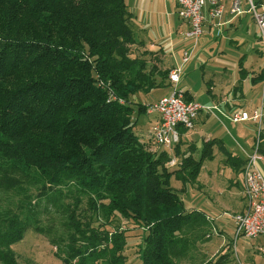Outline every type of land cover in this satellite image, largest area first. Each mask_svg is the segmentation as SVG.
Here are the masks:
<instances>
[{"label":"trees","instance_id":"trees-1","mask_svg":"<svg viewBox=\"0 0 264 264\" xmlns=\"http://www.w3.org/2000/svg\"><path fill=\"white\" fill-rule=\"evenodd\" d=\"M134 18L127 0H0L1 264H18L13 245L30 230L53 235L62 264H130L117 214L144 229L143 264H179L183 232L211 225L171 180L195 182L215 146L242 171L246 159L219 139L199 158L182 152L185 128L171 152L140 139L136 119L149 105L137 94L172 83L160 52L136 50L145 43ZM263 79L251 75L254 85ZM53 212L64 234L42 225ZM226 255L207 264H227Z\"/></svg>","mask_w":264,"mask_h":264},{"label":"rangeland","instance_id":"rangeland-1","mask_svg":"<svg viewBox=\"0 0 264 264\" xmlns=\"http://www.w3.org/2000/svg\"><path fill=\"white\" fill-rule=\"evenodd\" d=\"M131 10L133 11L132 8ZM136 14L138 15L134 19L136 25L133 24V27H136L139 22L145 19L143 12ZM246 16V19H248L247 22L251 24L252 27L249 29L250 37L245 46L241 49L235 44L229 43L230 38L236 37L234 35V30L231 32L224 31L220 44L214 42L216 37H219L216 36V34L209 37V42L212 41V44L209 42L203 43L201 42L202 40L195 44L196 41L194 39H186L180 34V31L177 33L175 32L178 26L181 25V22H183L175 15L168 17L167 14L162 11L157 14V18L148 16L147 23H151L150 27L153 29L150 34L158 38L159 43L165 47L167 52L170 53V51H172L173 55L171 57L174 62L177 60V57H180V54L182 59L184 51H187L191 55L190 62L184 66L181 81L177 84L178 88L183 90L185 94H188V92L191 93L196 97V101L204 105H214L212 102L213 98H211L208 91V81L211 78L215 81L214 91L218 96V98L215 99H219V101H223L225 95H228L227 97H232L235 95V90H241L245 96L248 97V101L252 102L261 89L260 85H262V82L253 86L252 80H250L249 77L243 78L241 75L242 69L248 70L249 72H247V74H250V76L252 74L258 75L262 71L264 72V59L260 55V51L258 52V50L262 49L263 45L260 39L255 36L257 26L250 14H246ZM167 28H170L171 32L174 29L172 42H170V36H166L165 31ZM240 33L241 32L238 34L240 35ZM138 36L137 30L136 37L139 40ZM203 37L207 36L203 35ZM136 50L142 52L149 49H146V46L141 47L137 45ZM153 52L155 54L158 53V51ZM179 66L178 63L176 68ZM165 83L168 84L169 81L165 80ZM173 87V84L170 85L169 83L168 86L156 88L148 94L140 92L137 94L138 97H136L138 101L144 102V104L148 106L162 96L169 94ZM257 99H259L260 102V97ZM217 116L224 121L226 129L218 122ZM158 117V113L147 111L136 119L135 127V131L140 136V139L145 141L149 149L155 153H160L163 150L160 149L150 137L152 127L157 122ZM210 120H214V122L221 126L225 141L229 145L233 143L236 145H244L245 143V145L249 147L255 140L258 125L252 121L242 123L228 121L217 111H215V115H213ZM202 122L199 124L197 123L198 125L194 128H202ZM193 130L195 129L188 130V133H192ZM219 131H221L220 128ZM187 134L184 136V141L190 139ZM216 135L218 136L219 134ZM195 143L197 149L200 150L203 146V140L198 136ZM181 147L182 152L183 150H187L191 154H196V149L193 146L186 147L184 145ZM217 155L219 156H217L215 160H207L204 162L195 182H186L184 184L182 181L173 178L171 184L179 193L184 201L185 207L189 211L196 210L206 214L214 221V224L219 229L224 230L234 242L236 240L235 243L237 244L238 256L236 252L233 253V243L225 244L222 233L218 232L216 229L212 230L214 228L212 225L208 227L197 226L195 228H188L183 232L184 239H182L180 243L179 250H182L180 252L182 255L178 258L179 264L214 263L221 257H227L226 253L229 254V259L232 257V261L231 259L228 261V258H226L225 262H228L227 264H239L238 260H243L244 245L251 243V240L245 237L236 239V226L233 218L234 213L231 212V208L228 207V204L222 200L225 196L233 197L237 194V185H232L231 188L227 187V185L229 186L230 184V179L235 178L236 172H233V170L228 167V164H226V161L222 159L224 158L222 153ZM67 200L68 201L65 202L66 204L72 202V199L69 197ZM84 207L85 200L80 205V210H78L79 213H83L82 210L85 209ZM55 214L56 212L44 214V217L42 216V225L44 227L52 225L49 227L57 231L55 235L64 234V226L62 224L64 218ZM112 225L128 229L130 238L125 253L129 255V263L143 264L139 257V247L143 240L144 229L136 226L131 220L119 214L116 215ZM51 236L53 235L48 236L46 233L40 234L32 230L28 231L20 242L13 245L18 264H62V256L64 253L52 242ZM216 237H220L221 243L225 245L220 247L219 251H217L218 248H216L215 252H211L207 245L212 238Z\"/></svg>","mask_w":264,"mask_h":264},{"label":"built area","instance_id":"built-area-1","mask_svg":"<svg viewBox=\"0 0 264 264\" xmlns=\"http://www.w3.org/2000/svg\"><path fill=\"white\" fill-rule=\"evenodd\" d=\"M177 0L179 15L189 27L185 32L188 39L199 41L204 35V24L207 18L221 20L229 12L232 18L250 14L258 26V35L262 43V57L264 59V0ZM229 8V10H228ZM222 23H218L220 26ZM191 55L184 51L182 63L178 68L170 71L169 79L173 84L172 91L149 104L148 111L158 113V120L152 127L151 138L163 150L172 149L181 140L180 128L193 129L201 112L215 115L219 112V104L203 105L196 100H187L183 90L178 88L184 66ZM264 69V67H263ZM234 122L252 121L258 125L251 152H245L244 193L248 202L244 211L233 215L236 226V239L245 237L254 240L264 237V171L259 163H264V79L260 93V104L249 112L239 109L228 115ZM178 162L173 157L168 163L175 166ZM264 252V247L261 248ZM242 264L241 262H239Z\"/></svg>","mask_w":264,"mask_h":264},{"label":"crops","instance_id":"crops-1","mask_svg":"<svg viewBox=\"0 0 264 264\" xmlns=\"http://www.w3.org/2000/svg\"><path fill=\"white\" fill-rule=\"evenodd\" d=\"M127 4H128V7H130L129 8L130 10H131V8L133 9V11L132 10L131 11L134 13L135 17L138 16L136 13H140V12L144 13V16H145V19L143 20L144 22L143 21L139 22V24H137L136 27H133V29H134L136 35H137V30H138L139 41H142L145 43L146 49L160 52V54L162 55L163 65L165 68H169L170 70H173L174 68H176V65L178 63H179V65H181V63H182L181 54H180V57L179 58L177 57V60L174 62L173 58L171 57L173 55L172 51H170V53L167 52L165 50V47L163 45H161V43H159L158 38L153 37L150 34L153 29L150 27L151 23L150 24L147 23L148 16H151V18H157V14L162 12V11L165 12L168 17L175 15L181 21L182 18L179 15L180 7H179L177 0H127ZM228 10H229V8H228ZM246 17L247 16L245 14L243 17L232 18V16L230 15L229 12H227L221 20H212L210 17H208L206 23L204 24V35H206L207 37L202 36V38L199 41L195 42V44L199 43L201 40H202L201 42H203V43H208L209 37L213 36V34H216V36H219L218 38L216 37L214 42L215 43L218 42L220 44L222 41V36H223L224 31L231 32L234 30L235 31L234 35L236 37L232 38V39L230 38L229 43L230 44L233 43L241 49L243 46H245L246 42L248 41V39L250 37L249 29L252 27L251 24H249L247 22L248 19H246ZM134 19L132 21V26H133V24H135ZM252 20L254 21L253 18H252ZM182 21L183 22H181V25L178 26V28L176 29L175 32L177 33L180 31V34L182 36H184V38H186L185 32L187 31L189 25L184 20H182ZM219 22L222 23L220 26H218ZM254 23L257 26L256 22H254ZM177 25H178V23H177ZM165 32H166L167 37L170 36V40H171L170 42H172V35L174 34V29L171 32L170 28H167V30ZM239 32H241L240 35L238 34ZM255 36L258 37V39H259L258 26H257V31H255ZM186 39H188V38H186ZM167 43H168V41H167ZM209 43L212 44L213 42L210 41ZM259 51L260 50H258V52ZM189 62H190V60L187 63H189ZM249 78L251 80V76H249ZM208 83H209V90L208 91L211 95V98H213V100H212L213 104H215V103L219 104L220 111L218 113L222 117L227 119L228 121H232L228 117V115H230L234 111L239 110V109H245L247 111L250 110L249 112L252 113L253 110L260 104L259 99H257V98L260 97L262 85H260L261 89L258 92V95L256 96V98L252 102L248 101L249 100L248 97H246L245 94L241 90H235L234 96L227 97L228 95L227 96L225 95V97H223L224 100L219 101V99H215V98H218V96L214 91V89H215L214 79L211 78L208 81ZM253 86H254V84H253ZM237 92H238V94H237ZM187 95H190L192 100H197L196 97L193 96L191 93L188 92ZM212 116L213 115H211L207 112H201L197 121H196L195 127H196V125H198L200 122L203 121L201 123L202 128H199V129L193 128L195 130H193L192 133H188L190 130L185 131V133L182 135V146L185 145L186 147H188V146L195 147V149H196L195 158H199V154L201 153V149H203V147H204L205 141H210L213 139H219V140L223 141V144L227 148V150H229L230 152H232L233 154H235L237 156H240L242 159L245 160V158H246L245 152H251L252 151L254 142L249 147H247L245 145V143H244V145H241V144L236 145L234 143L232 145H229L225 141V137L223 135L224 132L222 131L221 126H219L216 122H214V120H210V118ZM217 118L219 120L218 122L224 127V129H226L224 121L218 116H217ZM232 122H234V121H232ZM246 122H248V121H246ZM240 123H242V122H240ZM219 128L221 129V131H219ZM186 134L189 135V138H190V139H188V141H184V136ZM216 134H219V135L217 136ZM198 136L200 139L203 140V146L200 150L197 149L196 143H195ZM169 151H170V149H169ZM197 153H198V155H197ZM221 153L224 157L222 159L224 161H226V164H228V167H230L233 170V172L234 171L236 172L235 178L230 179V184H229V186L227 185V187L231 188L232 185H237V187H238V189L236 191L237 194L234 195L233 197L225 196L222 198V200L224 202H226V204H228V207L231 208V212H233L235 214L237 212L244 211L248 205V202L246 200L245 193H244V166L245 165L243 166L242 171L237 172V170L235 169V166L231 165L230 161H228V159L226 158L224 153L221 152L217 148V146L214 148V157L211 160H215L217 158V156H219L217 154H221ZM259 165L264 170V163L260 162ZM207 218H209V220H210V225H212L214 227L212 230L216 229L218 232L222 233L223 241L225 242V244L226 243H228V244L233 243V245H234L233 253L236 252V254H237L238 253L237 252V244L235 243L236 240L234 242V240H232V238L224 230L219 229L214 224V221L209 216H207ZM225 244L221 243L220 237H216V238H212L208 242L207 246H209L208 249H210L211 252L212 251L215 252L216 248H218L217 251H219L220 247H222ZM263 247H264V237H259V238H256L254 240H251V243L244 245V247H243V253H244L243 260L239 259L238 263L241 262L242 264H264V252H262V250H261V248H263ZM237 256H238V254H237Z\"/></svg>","mask_w":264,"mask_h":264}]
</instances>
